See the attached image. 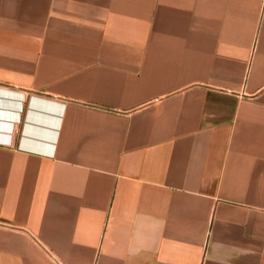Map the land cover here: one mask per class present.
<instances>
[{
	"label": "crops",
	"instance_id": "1",
	"mask_svg": "<svg viewBox=\"0 0 264 264\" xmlns=\"http://www.w3.org/2000/svg\"><path fill=\"white\" fill-rule=\"evenodd\" d=\"M0 264H264V0H0Z\"/></svg>",
	"mask_w": 264,
	"mask_h": 264
},
{
	"label": "rangeland",
	"instance_id": "2",
	"mask_svg": "<svg viewBox=\"0 0 264 264\" xmlns=\"http://www.w3.org/2000/svg\"><path fill=\"white\" fill-rule=\"evenodd\" d=\"M12 97L13 96H16V93H12ZM30 95L34 96L32 93H29V92H25V96H26V99L24 101V106H23V111H22V121L24 119V116H25V113L27 111V108H28V101L30 100ZM17 97V96H16ZM19 97V96H18ZM21 121V122H22Z\"/></svg>",
	"mask_w": 264,
	"mask_h": 264
}]
</instances>
